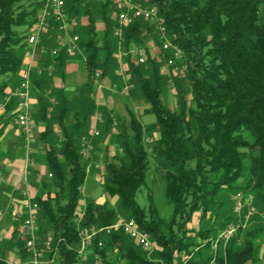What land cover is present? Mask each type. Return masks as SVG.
Instances as JSON below:
<instances>
[{
	"label": "trees",
	"instance_id": "1",
	"mask_svg": "<svg viewBox=\"0 0 264 264\" xmlns=\"http://www.w3.org/2000/svg\"><path fill=\"white\" fill-rule=\"evenodd\" d=\"M89 1L72 0L73 4H65L68 15L75 20L82 15L86 21L78 47L85 55L87 86L95 73L114 76L109 72L116 65L113 53L118 39L113 32L119 11L113 0H99L91 6ZM20 2L0 0V98L11 94L20 84L28 29L42 5L41 1L29 0L27 9H22ZM146 2L144 7L158 10L167 38L184 54L185 87L178 86L177 103L170 108L161 101L162 75L155 58L146 57L144 64L128 61L134 88L148 105L145 113L152 114L155 122L143 129L134 114L127 111V133L117 120L123 158L105 159L103 189L117 198V208L131 217L160 250L151 255L153 260L147 259L140 246L132 250L124 244V237L132 239L114 230L97 236L89 246V255L98 254L103 264H107L106 252L111 250H124L119 251L117 258L125 260V264H248L257 251L255 235L264 227L246 233L238 228L223 249L211 256L203 251L210 247L209 239L225 227L226 214L217 221V227L199 229L194 236L187 235L190 231L186 225L195 213L201 212V219L217 213L222 205L218 194H254V201L264 205V0ZM97 23L103 25L99 39L95 32ZM150 23L137 19L122 28V46L126 51L130 46H144L145 36L153 35L155 29ZM162 53L165 59L170 55ZM61 56L65 55L61 53L48 61L62 65L65 60ZM49 78L46 72H34L31 81L39 89V111L34 120L42 124L37 140L45 147L43 159L47 169L34 197L39 206L37 225L42 238L48 234L51 237L48 256L56 254L54 264H79L78 227H107L117 221L119 214L117 208L90 197H86L82 216L78 214L88 165L79 153V139L95 105L88 92L74 111L73 123L67 124L65 93L43 88ZM185 94L191 96L189 104ZM56 106L59 111L53 117ZM103 117L101 133L105 135L114 128V121L110 113H103ZM1 118L16 122L15 98L11 97ZM151 128L157 134L151 152L166 166L161 179L164 195L173 207L168 220L160 218L151 201L146 211L135 202L136 193L145 183L148 164L143 134ZM57 131L61 132V139ZM19 229V223L14 222L10 236L0 241V264H5L10 252L20 259L29 257Z\"/></svg>",
	"mask_w": 264,
	"mask_h": 264
},
{
	"label": "rangeland",
	"instance_id": "2",
	"mask_svg": "<svg viewBox=\"0 0 264 264\" xmlns=\"http://www.w3.org/2000/svg\"><path fill=\"white\" fill-rule=\"evenodd\" d=\"M42 2L41 8L39 10V12L36 15V20L39 16V14L41 13L42 9H43V5L45 0H38ZM68 1V2H67ZM99 0H90L89 4L94 5L95 3L97 4ZM117 5L118 8V13H120L122 11V9L120 8L119 5V1L118 0H113ZM133 3L140 5L141 7H144V4H146V0H131ZM66 2L68 3V5L71 3L73 4L72 0H66L64 3L66 4ZM70 2V3H69ZM29 3V0H21L20 5H22V9H27V5ZM85 2H80V5H83ZM95 4V5H96ZM143 4V5H142ZM153 7V6H152ZM152 7H144V8H152ZM84 8V7H83ZM155 8V7H154ZM69 17L72 18V16ZM79 18H84V16H80ZM261 18H264V8L261 11ZM36 20L35 23L33 24V26H31L28 30L27 36L33 32V30L35 29L36 26ZM76 23L79 24V19H76ZM117 21V20H116ZM54 24L56 25V29H57V23L51 19L48 20V26L45 30H42L39 33V38H38V42H40V39L43 35L46 34L47 30L49 28H51L52 26H54ZM151 25H155V29L153 30V35H146L144 38V46H146V49L143 47H135V46H130L129 50L126 51L124 49V47L122 46V38L118 39L117 41L119 42L118 46L120 47L119 49L122 51L121 53V63L119 64L117 62V64L112 67L110 70H112L111 72H109V74H113L114 76H107V77H118L119 80H115L112 79L111 84H108L107 87H105L103 89L104 92V96H106L109 101L106 103V105H97L98 107L94 109V111H96V115L103 116V113H110L111 117L113 118V124L115 123L114 128L112 127L111 130L108 131V133H106L105 135H102L101 133V129L99 132L98 136H93L91 133L92 129L90 130L89 128V124H86V127L84 128V133L82 134V136L80 137V139L82 137H86L87 139H89L93 146H94V151L91 155V160L88 162V164H90L89 168L86 167V178H85V182L82 185L81 188V200L79 202V206H78V214L80 215V217L82 216L84 207H85V203H86V197H90L93 198L96 202L98 203H103L106 202L108 203L109 207L112 208H117V203L118 200L116 197H112L110 196L108 193H106V191L103 189V185H104V175H103V164L105 163V159H107V161H112L113 159L115 160L116 158H123V152L121 151L120 147H119V140L120 137L118 136V129H117V120H119V123L123 126L122 129L126 130L127 133H129L128 131V127H127V122H128V115H127V111H131L134 116L138 119V122L141 124V126L144 128H147L148 126H150L151 124H153L155 122V117L152 114H146L145 113V109L148 107L144 97L142 96V94L140 92H138L137 90H135V82L134 79H131V75L128 72V68H123L121 67V64H127L128 65V61L132 60L134 58V62H136V58L139 55H142L144 57V62L146 60V57H150V58H155V61L158 63L159 68H160V73H161V101L169 106L170 108H174L176 103H177V93L176 90H178V86L181 87L182 89H184L182 86L184 85L185 87V82L183 79L186 78V70L187 67L184 65L185 63L182 62V60L180 61H174L173 66H168L166 67V62L168 58H172V52L170 51V55L167 59H165V55L164 51H162L161 49V40H160V32H159V28L155 23H150ZM117 26L119 27V24L117 22ZM55 27V26H54ZM121 28H123L122 26H120ZM78 28H74L73 31V35H76L78 33L77 31ZM58 31V29H57ZM59 32V31H58ZM80 32V31H79ZM114 35V32H113ZM77 36V35H76ZM167 36V35H166ZM78 37V36H77ZM115 37V36H114ZM27 38V37H26ZM79 37H78V42H79ZM60 40H64L63 38H59L58 42ZM64 41H67L66 39ZM170 41V40H169ZM171 42V41H170ZM178 48V47H177ZM53 50V49H52ZM25 51H26V46H25ZM51 52V51H50ZM65 55H68L66 53H63ZM183 55V59H184V54ZM71 56V55H70ZM34 58V56H33ZM23 60H25V58H23ZM28 60V59H26ZM141 63V64H144ZM77 72L78 74L75 75L73 71H70V74H65L62 72H58L56 77H59V79H62L61 85L65 86V87H79L82 85V83L84 82V76L86 75L85 70H83V63L81 61H78L77 63ZM140 64V63H138ZM22 65L23 61H22ZM185 66L182 73L176 72L173 70V67H180V66ZM27 66V65H25ZM62 70V69H61ZM72 72V73H71ZM31 74V72H30ZM124 75H128L129 76V83L132 85L131 91L135 90L134 92H130L129 90H125L126 87V82H124L123 77ZM26 73H25V69L22 70V75H21V81L20 83L23 81V79L25 78ZM67 76V77H66ZM30 77V75H29ZM99 77L100 74L98 76L92 77V82L93 81H99ZM168 79H170V83L167 82ZM175 79V83L173 85V80ZM179 83V85H178ZM20 85V84H19ZM91 85H93V83L84 85L81 87V89L79 90V92H85V94L87 93L88 89L91 88ZM19 87V86H17ZM16 86L14 87L15 89L12 91V93H14L18 88ZM17 88V89H16ZM11 95V94H10ZM10 95L5 96L4 98H0V103H2L4 105L5 103V99L8 98ZM35 96V95H34ZM87 96V95H86ZM83 97V96H82ZM185 99L187 101V103H190V98L191 96L189 94H185ZM8 102L11 100V96L8 98ZM67 99V105H66V121L69 125H71L73 123V117H74V111L77 109L78 105V100L74 97H66ZM54 101V100H53ZM52 102V101H51ZM114 109H111L109 106H111ZM7 105V104H6ZM31 106V103H30ZM34 110L32 112V118H33V122H35L34 119H36V116L38 114V105L34 104ZM5 108V106H4ZM3 108V109H4ZM0 110V112L3 113L4 110ZM99 110V111H97ZM59 111V107H54L52 110V114L53 117L56 116V114ZM93 111V112H94ZM81 112V111H80ZM79 112V113H80ZM92 112V113H93ZM91 113V114H92ZM2 118L0 117V120ZM7 121H10L11 125L13 126L12 129H9L7 132L6 137H2V135L0 136V158L2 157V154H7L9 158H16L17 153L15 150H9V147H13V149H16L17 146L20 145H25V137L22 133H20V131L18 130V132L16 133L15 129H18L16 126V122H13L12 120L6 119ZM1 122L0 121V129H1ZM5 122V121H4ZM101 128L104 124V117H101ZM3 131V130H1ZM3 133V132H2ZM17 135V137H15ZM61 132H57V137L58 139H61ZM8 138H10L8 140ZM34 138L35 141L31 144V148H35V152L34 154V158L36 161H40L41 157L38 159V155L40 151L44 150V146L41 142H38V133L35 132L34 134ZM157 138V134L154 132V130L151 128L149 129V131H145L143 134V143H144V148L147 151V169L145 172V183L144 185H142L140 187V189L138 190V192L136 193L135 196V202L136 205L138 206V208L146 211L150 201L153 203L154 207L156 208L160 218H162L163 220H168L171 215H172V211H173V207L172 205L168 202V200L166 199L165 195H164V190H163V182L161 179V176L163 174V172L165 171L166 166L164 165L163 160L155 153L151 152V148H152V144L153 141ZM80 139H79V144H80ZM8 141V146H7V150L2 149L1 147L2 144H6ZM43 149V150H41ZM45 154V153H44ZM42 156V155H41ZM44 158V155L43 157ZM112 159V160H111ZM115 162V161H114ZM2 165V164H1ZM0 165V176L1 178L5 175V170H2V167ZM95 165L98 166V168L95 167ZM88 169V170H87ZM4 184L0 182V187L3 188ZM219 195V200L222 202V205L220 208L215 207V209L217 208V213H210L208 215H206L203 219H201V212L195 213L192 218L191 221L186 225L187 230H189L190 232L187 233V235L190 236H194L195 233L199 230V229H206V228H212V227H217V221L221 220L223 218H225L224 220L227 219L228 222L224 221V225L221 230H219L215 236L213 238L209 239V245L210 247L208 248V250L206 249V251H203V253H205L206 255H213L216 252H220L223 247L226 245V242L229 240L226 238H223L222 236L220 237L221 234H223L228 227L232 226V225H239L240 229L243 230L244 233H246L247 231H256L261 227H264V205H262L261 203H259L258 200L254 201L253 195L249 194L247 196H250V201H251V207L253 208V212L249 213L248 215H246L247 212V207H244L243 210V214L238 217L236 216V214L233 212V195H230L229 197H221V195L223 194H218ZM17 197V195H16ZM223 198V199H222ZM218 200V201H219ZM0 201H2V199H0ZM219 201V202H220ZM214 208V207H213ZM232 209V210H231ZM216 211V210H215ZM228 211V212H227ZM117 212L119 214L117 220H131L132 218L129 217L128 215H125L119 208H117ZM0 213H4L3 212V208L0 209ZM216 214V216H215ZM226 214V216L223 217V215ZM13 217V216H12ZM38 217V216H37ZM216 217V218H215ZM223 217V218H222ZM230 217H232L234 221L230 220ZM14 220L12 221L11 219L9 221H5L6 219H0V236L2 232H5L6 230H8V228H13V226L10 224L14 223V222H18L19 225L21 226L22 221L24 220V216L23 214H15L14 215ZM37 223V222H36ZM38 226V225H37ZM79 229V227H78ZM238 230V229H236ZM235 233L232 234V236H235ZM101 235V234H100ZM256 241H255V245H256V255L254 257V260H252L251 262H249L248 264H264V228L262 231H259L256 233ZM149 240L151 242V248L149 250H144L146 254L147 259H151V255L157 251L160 250V248H158L157 246L154 245V243H152V240L150 239V236L148 235ZM19 238L21 239V236L19 234ZM41 240L43 241L44 238H42L40 236ZM46 239V238H45ZM3 238L0 237V241H2ZM124 240L126 241L124 244L126 246H128L129 248L138 250L139 245H137L134 241L129 240L127 237H124ZM142 249V248H139ZM120 251V250H119ZM118 250H111L110 252L107 251L106 252V259L104 261V263L107 264H125V260H118L117 257H120V253ZM124 252V250H122ZM120 251V252H122ZM141 251V250H140ZM81 258V257H80ZM153 260V259H151ZM101 258L100 256L97 254H90L89 256H87L84 259H80L79 264H103V262H101ZM54 264V263H53ZM213 264V263H211Z\"/></svg>",
	"mask_w": 264,
	"mask_h": 264
},
{
	"label": "built area",
	"instance_id": "3",
	"mask_svg": "<svg viewBox=\"0 0 264 264\" xmlns=\"http://www.w3.org/2000/svg\"><path fill=\"white\" fill-rule=\"evenodd\" d=\"M120 8L122 11L117 15V22L119 27L117 26L114 29V36L118 39L122 38V28L120 26H127L131 24L134 20L143 19L149 22L155 23L160 32V40H161V49L164 52H172V58H168L166 62V67L173 66L174 61H181V57H183L180 52L176 51V49L169 45L162 37V24L161 17L156 8H144L138 4L133 3L131 0H118ZM51 19L57 23V29L60 33L67 36V41L60 40L59 47L51 50V56L55 57L59 54V52H64L68 55H73L78 51V37L73 35L74 28L77 23L74 18H70L65 10L64 0H45L43 9L39 14L36 20V26L32 33H30V41H26V51L24 53L25 59H31L34 56V48L38 42L39 33L42 30H45L48 26V20ZM144 57L139 55L136 58V63H143ZM173 70L179 73L181 72L180 67H173ZM30 70L26 71V76L23 81L20 83L18 89L12 93L10 96L15 98L16 102V123L20 130V132L25 137V148H24V160H25V176L28 175V166L33 165V160L31 158V144L35 141L34 138V122L31 117V106H30ZM99 73H95V76H98ZM124 82H126L125 90H130L132 85L129 83V76L124 75ZM170 83V79L168 81ZM9 96V97H10ZM8 97V98H9ZM8 98L5 99L4 105L0 103V110L8 104ZM96 121H101V116H96ZM115 125V123H114ZM93 136H98L99 131L97 129H92L91 131ZM94 151V146L92 142L86 137H82L80 139L79 144V153L83 160L89 162L91 160V155ZM90 164L86 167L89 168ZM98 168L97 165H95ZM88 170V169H87ZM51 177V174L48 175ZM27 196V194H24ZM250 196H245L243 194H234L233 196V212L236 216L240 217L243 214L244 207H247L246 215L253 212V208L251 207ZM39 211V206L35 201L28 202V209L26 213L25 219L22 221L19 234L21 236V240L24 244L25 249L29 252V264H43V260L45 254L50 250L52 246V240L50 235L48 234L46 239L43 241L40 238L38 226L36 223L37 215ZM1 219V215H0ZM239 225H232L228 227V229L220 235L223 238L229 239L233 233H235L236 229H238ZM114 230L122 231L125 235H127L130 239H132L137 245H139L144 250H149L151 248V242L149 240L148 234L141 233L137 229H135V222L133 220H117L114 224L102 227L95 228L91 227L88 229L80 228L78 229V235L80 237V247L78 253L81 257L84 256L85 250L88 246L93 244V240L99 236L100 234H109ZM98 247L102 246L100 241L97 242ZM53 260L50 259V262ZM5 264H21L17 262H13L10 260H4Z\"/></svg>",
	"mask_w": 264,
	"mask_h": 264
},
{
	"label": "crops",
	"instance_id": "4",
	"mask_svg": "<svg viewBox=\"0 0 264 264\" xmlns=\"http://www.w3.org/2000/svg\"><path fill=\"white\" fill-rule=\"evenodd\" d=\"M85 26H86L85 18H79V24H77L75 27V29L78 28L77 29L78 32L80 31L79 33L76 34L79 38L82 37L81 31L85 28ZM95 32L97 34L98 39L102 37L103 25L101 23L96 24ZM80 33H81V36H80ZM59 38H63L64 40L65 39L67 40L66 35H63L62 33L58 32L56 27L52 26L51 28H49L47 30L46 34L41 37L40 42L36 44V46L34 48V50H35L34 51V58H31L28 60H26V59L23 60V64H24L23 70L25 69V73H26V71L28 70V67H29V70L31 72V74H30L31 117H32V112L34 110L33 105L34 104L38 105L37 93L39 91V89L35 85L32 86V83H31L32 74L34 72H37V73L46 72L48 74V76H50L49 80L47 81V84L43 85L44 86L43 88H47V89L49 88L52 90H63L66 97L69 96V98L70 97L76 98L78 100V104L80 103L79 101L81 99H84L89 92L88 97L92 98L94 105H95V108H97L101 104L106 105V103L110 101V99L108 101V99H106L107 97L104 96L103 89L105 87H107L108 84H111L112 79L119 80L118 77H107V76L99 77V81L95 80L92 82L93 85H91V88L88 89L86 94H85V92H82V93L79 92L81 87L86 85V76H84V82L79 87H71L70 88V87L62 86L61 85L62 79L60 80L59 77H56L57 73L63 72L65 75L67 73L70 74L69 72L74 70L75 71V72L73 71L74 74L77 75L78 72L76 70V68H77L76 63L78 61H81L83 63V70H85V68H84L85 55H84V52L78 47V51L75 52L73 55L70 56V55L64 54L65 56H61L65 60L62 65H56V64L48 61V59H53V56H51L50 51L52 49H56L59 47V42H58ZM118 44H119V42L117 43V46L115 47V51L113 53L114 58H116V61H115L116 64H117V62L119 64L121 63V57L120 56H121L122 51L119 49L120 47L118 46ZM61 53L63 54L64 52H59V54H61ZM134 61L135 60L133 58V62ZM25 65H27V66H25ZM121 67H123L125 69L128 67V65L123 63V65L121 64ZM8 90H9L8 92L11 91L10 89H8ZM53 100L54 99H52L51 101L53 102ZM109 107L111 109H114L112 107V105ZM97 111H99V110H97ZM96 114H97L96 111H94L92 114H90L89 119H88V124H89L90 130L91 129H97L100 132L101 124H100V122L96 121V116H97ZM2 115H3V113L0 112V117H2ZM101 117L103 118L102 115H101ZM73 119H74V117H73ZM32 120H33V118H32ZM0 121H2L1 122V128L3 130L2 131L3 133L1 135H2V137H6V136H8L7 135L8 130L12 129L13 126L11 125L10 121H7L6 119H1ZM34 124H35V126L33 129V133L35 134V132L38 133L39 131L42 130V124H36L35 122H34ZM17 128H18V126H17ZM15 130L17 133L19 128L15 129ZM57 132H60V131H57ZM15 137H17V135ZM9 139L10 138H8V140ZM8 144L9 143L7 141L6 144H2L3 147H1V148L4 150L5 149L7 150ZM24 148H25L24 144L17 146L16 149H13V147L11 146V147H9V150H15L16 151V153H17L16 158H14V157L9 158L7 154H2V157L0 158V165L2 164L1 165V167H2L1 171L5 170V175L2 178L0 176V182L4 184V186H3L4 189H2V192L0 193V199H2V201H0V207H1L0 209L3 208L4 213H0V215H1V219H3V218L6 219L5 221H9L11 218H12L11 220L13 221L14 220L13 217L15 214H23L24 219H25L27 209H28V202H30V200L32 202L34 201V197L38 193L37 186L40 182V179L47 175L46 165L44 163V159L42 158L45 151L43 149H41L43 151L39 152V155L37 157H38V159L41 157V159L38 162L35 160L34 155H32L35 152V150H34L35 148H33L32 152H31V158H32L34 163L32 166H28V168H27L28 175L25 176V173H24V170H25ZM33 172H35L34 175H33ZM24 194H27V196H25ZM16 195H17V197H16ZM36 222H37V220H36ZM11 225L13 226V223L10 224V226ZM11 232H12V228L10 227L5 232H2L0 237H2L3 239L8 238L10 236ZM88 249H89V246L85 250L84 256L83 257L80 256L82 259L89 256V250ZM55 257H56L55 253L52 254L51 256H48V252H47L45 254L43 264H53L55 261ZM5 259L13 261V262L21 263V264H29V257H26L25 259H20L18 256L15 255V253H11V252L7 255V257ZM50 259H52L53 261L50 262Z\"/></svg>",
	"mask_w": 264,
	"mask_h": 264
},
{
	"label": "bare ground",
	"instance_id": "5",
	"mask_svg": "<svg viewBox=\"0 0 264 264\" xmlns=\"http://www.w3.org/2000/svg\"><path fill=\"white\" fill-rule=\"evenodd\" d=\"M161 24H162V37L167 41V42H169V45L170 46H172V47H174L175 49H176V51H178V52H180V54H182V51L179 49V48H177L176 46H174L170 41H169V39L167 38V36H166V30H165V28H164V26H163V20H162V18H161ZM26 41H30V34L27 36V38H26V40H25V43H26ZM181 60H182V62H183V57H181ZM184 67L185 66H181V72L183 71V69H184ZM235 194H242V193H240V192H236ZM135 229H137L138 231H140L141 233H145V234H147L145 231H143V230H141L140 228H139V226L135 223ZM227 240V239H226Z\"/></svg>",
	"mask_w": 264,
	"mask_h": 264
}]
</instances>
